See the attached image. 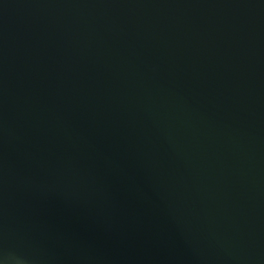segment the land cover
Segmentation results:
<instances>
[{
  "label": "water",
  "instance_id": "95a60500",
  "mask_svg": "<svg viewBox=\"0 0 264 264\" xmlns=\"http://www.w3.org/2000/svg\"><path fill=\"white\" fill-rule=\"evenodd\" d=\"M0 264H264V0H0Z\"/></svg>",
  "mask_w": 264,
  "mask_h": 264
}]
</instances>
